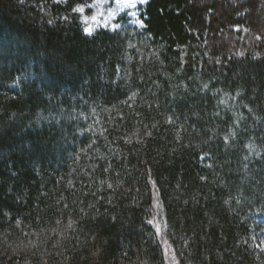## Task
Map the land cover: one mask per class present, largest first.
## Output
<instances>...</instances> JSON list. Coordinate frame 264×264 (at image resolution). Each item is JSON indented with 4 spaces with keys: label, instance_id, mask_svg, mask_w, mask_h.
I'll return each instance as SVG.
<instances>
[{
    "label": "trees",
    "instance_id": "16d2710c",
    "mask_svg": "<svg viewBox=\"0 0 264 264\" xmlns=\"http://www.w3.org/2000/svg\"><path fill=\"white\" fill-rule=\"evenodd\" d=\"M89 1L0 0V264H264V0Z\"/></svg>",
    "mask_w": 264,
    "mask_h": 264
},
{
    "label": "rangeland",
    "instance_id": "374dc122",
    "mask_svg": "<svg viewBox=\"0 0 264 264\" xmlns=\"http://www.w3.org/2000/svg\"><path fill=\"white\" fill-rule=\"evenodd\" d=\"M139 0H136V6L139 4ZM82 5H96V6H93V7H85V11L83 14H81V18H82V15L84 16H88V17H91L92 15L94 14H97V13H100L101 15L98 17L100 21H104L106 18H107V14L108 12L111 10L113 12L116 13V16L114 19L111 20V23H115L117 24L116 22V18L123 13L126 14L125 16L129 19V21H133L134 19H137V11H136V7L135 8H131V7H128V6H125L124 3H123V0H121V3H117L116 0H92V1H89L87 3H84ZM117 9H120L119 11H117ZM135 11L136 12V16L135 17H132L131 15H129V13ZM86 26V25H85ZM103 28H110L111 29V26L109 25V27H103ZM161 216H160V208H159V204L157 203V200H153V203H152V210H151V215L149 217V221H152V226L154 228V230H156V225L159 224L160 225V228H161ZM160 241H161V244H162V247H163V252H164V256H165V264H175L174 260H173V256H171L170 254V249L169 247L167 246V244L165 245L164 244V241H166L162 234L158 235ZM165 248L168 249L167 251V254H165Z\"/></svg>",
    "mask_w": 264,
    "mask_h": 264
},
{
    "label": "snow or ice",
    "instance_id": "6c2138e0",
    "mask_svg": "<svg viewBox=\"0 0 264 264\" xmlns=\"http://www.w3.org/2000/svg\"><path fill=\"white\" fill-rule=\"evenodd\" d=\"M116 2L119 4V3H121V0H116ZM139 2L140 3H145L146 0H139ZM123 3H124L125 6L131 7V8H135L136 7V0H123ZM93 6H96V5H87V6H85V5H77L76 7L73 8L72 11L74 13L83 14L84 11H85V7H93ZM119 10L120 9H117V11H119ZM100 15H101L100 13L94 14L91 17L82 15V22L86 25L83 28V32L86 35H91L96 30V28H98V27H109V25H110L111 26V30H116V29H119L121 27V25H119V24L111 23V20L114 19L115 16H116L115 12L110 10L108 12V14H107V18L103 22L100 21L99 18H98ZM129 15H131L132 17H135L136 16V12L133 11V12L129 13ZM132 22L135 23L136 25L140 26V27L143 26L142 21H140L139 19H134ZM259 38L260 37L258 36L257 39H259ZM168 122L172 123L173 121L171 120V118H169ZM147 135H151V133H147ZM227 139L228 138L225 137V142H227ZM249 147H251V146H249ZM105 171H107V169H105ZM108 187L111 188L112 185L109 184ZM149 223H152V221H149ZM155 227H156V234L160 235L161 234L160 225L157 224ZM262 243H264V242H262ZM164 244L166 245L167 241H164ZM167 251H168V249L165 248V254H167Z\"/></svg>",
    "mask_w": 264,
    "mask_h": 264
}]
</instances>
